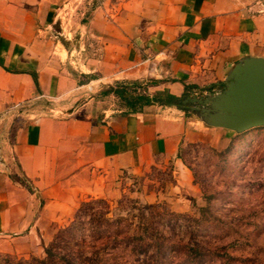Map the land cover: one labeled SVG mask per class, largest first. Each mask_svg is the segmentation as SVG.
<instances>
[{
	"label": "crops",
	"instance_id": "obj_1",
	"mask_svg": "<svg viewBox=\"0 0 264 264\" xmlns=\"http://www.w3.org/2000/svg\"><path fill=\"white\" fill-rule=\"evenodd\" d=\"M72 1L0 0V113L86 85L96 91L101 82H141L146 94L184 99L227 82L243 59H264V13L251 0H92L90 30L81 36L98 40L97 68L79 71L83 83L63 63L77 48L61 38L76 32L53 29ZM96 97L66 116L31 115L0 134V252L39 254L47 220L86 185L96 189L155 158L178 163L183 143L215 129L176 104L133 112Z\"/></svg>",
	"mask_w": 264,
	"mask_h": 264
},
{
	"label": "rangeland",
	"instance_id": "obj_2",
	"mask_svg": "<svg viewBox=\"0 0 264 264\" xmlns=\"http://www.w3.org/2000/svg\"><path fill=\"white\" fill-rule=\"evenodd\" d=\"M251 2L264 13V0ZM92 9V0H73L61 6L53 26L76 32L70 40L61 38L65 47L77 48L63 63L83 83L87 78L79 71L97 68L98 40L81 36L90 30ZM121 83L93 84L96 91L86 85L75 95L11 106L0 113V134L31 115L66 116L94 94L102 105L123 109L124 100L106 93ZM225 86L194 96L223 95ZM221 107L219 97L207 106L213 113ZM186 113L214 133L183 143L178 163L155 158L96 189L86 185L47 220L39 254L0 252V264H264V126L236 130L211 124L196 110Z\"/></svg>",
	"mask_w": 264,
	"mask_h": 264
},
{
	"label": "water",
	"instance_id": "obj_3",
	"mask_svg": "<svg viewBox=\"0 0 264 264\" xmlns=\"http://www.w3.org/2000/svg\"><path fill=\"white\" fill-rule=\"evenodd\" d=\"M225 94L209 97L187 96L176 104L193 109L209 123L226 128L245 130L264 126V59L246 58L230 72ZM220 98L221 110L213 113L207 106Z\"/></svg>",
	"mask_w": 264,
	"mask_h": 264
},
{
	"label": "trees",
	"instance_id": "obj_4",
	"mask_svg": "<svg viewBox=\"0 0 264 264\" xmlns=\"http://www.w3.org/2000/svg\"><path fill=\"white\" fill-rule=\"evenodd\" d=\"M33 78L37 83L35 74H33ZM140 86L141 82H122L116 88H109L106 93H113L120 99L124 100L126 108L133 112L140 111L144 105H148L153 102H159L164 105L181 104V100L183 97H176L169 93L149 95L144 92L138 91V88ZM188 94V92H185L183 96H186ZM45 252L47 253V255H50V248H46ZM66 264H70V262L67 260Z\"/></svg>",
	"mask_w": 264,
	"mask_h": 264
},
{
	"label": "built area",
	"instance_id": "obj_5",
	"mask_svg": "<svg viewBox=\"0 0 264 264\" xmlns=\"http://www.w3.org/2000/svg\"><path fill=\"white\" fill-rule=\"evenodd\" d=\"M196 94V93H195ZM16 105H18V104H15V105H13V106H16ZM4 162V157H3V155H1L0 156V166L2 165V163Z\"/></svg>",
	"mask_w": 264,
	"mask_h": 264
}]
</instances>
